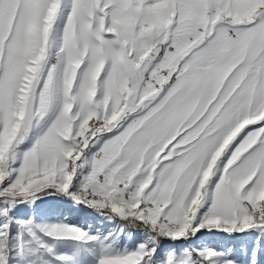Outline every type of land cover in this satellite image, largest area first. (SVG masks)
I'll use <instances>...</instances> for the list:
<instances>
[{
    "label": "snow or ice",
    "instance_id": "1",
    "mask_svg": "<svg viewBox=\"0 0 264 264\" xmlns=\"http://www.w3.org/2000/svg\"><path fill=\"white\" fill-rule=\"evenodd\" d=\"M0 264H264V0H0Z\"/></svg>",
    "mask_w": 264,
    "mask_h": 264
},
{
    "label": "rangeland",
    "instance_id": "2",
    "mask_svg": "<svg viewBox=\"0 0 264 264\" xmlns=\"http://www.w3.org/2000/svg\"><path fill=\"white\" fill-rule=\"evenodd\" d=\"M22 214H23V210H22ZM73 218L75 219V216H73ZM199 242H206V243H208L210 245H214V246H223V245L228 243V240L226 237H224L220 234L205 233L203 236L200 237ZM233 243H236V242H233Z\"/></svg>",
    "mask_w": 264,
    "mask_h": 264
}]
</instances>
